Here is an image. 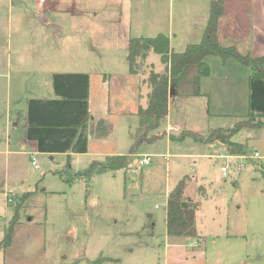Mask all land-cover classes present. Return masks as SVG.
I'll return each instance as SVG.
<instances>
[{
	"label": "rangeland",
	"instance_id": "374dc122",
	"mask_svg": "<svg viewBox=\"0 0 264 264\" xmlns=\"http://www.w3.org/2000/svg\"><path fill=\"white\" fill-rule=\"evenodd\" d=\"M22 1L30 6V15L37 18L49 6L46 2L37 6L35 0H0L1 74L7 69L8 54L17 57L24 49H45L41 44L43 27L37 18L24 16ZM76 1L89 5L95 3L96 6H89L88 15L78 24L79 29H85L80 30L82 37L73 35L72 39L77 41L73 42L71 36L52 38L57 58L62 47L82 56L87 54L90 49L88 40L103 54L112 48L111 45L118 47L125 42L122 38L116 42L113 35L125 32L122 23L128 17L127 3L130 0ZM105 1L116 3L115 11L110 13L103 6ZM121 2L124 8L119 6ZM161 2L163 15L167 17V1ZM109 17L116 18H113V25L107 22ZM63 22L68 24L65 20ZM49 44L47 42L46 48ZM93 56L99 55L95 51ZM151 62L153 70L162 71L160 57L154 52L151 53ZM97 64L99 70L95 71L100 74L96 72L98 75L91 84V115L103 118L111 130L106 139L92 141V146L107 155L129 154L127 167L94 173L89 183L77 179L67 184L59 172L74 176L90 163L79 160L69 168L65 163H59L57 156L53 160L47 158L51 164L49 167L36 160L39 168L30 166L28 170V177L33 179L30 185L33 193L19 201L20 205L13 201L4 206V201L0 200V239L15 212L18 220L27 222L31 218L30 223L35 226L29 233L32 236L29 247L23 251L15 250L16 257L29 258L28 261L22 260V264H90L98 257L108 258L99 264H264V184L257 170L259 166L264 168V160L252 157L253 152H260V149L255 147L252 138L249 139L253 134L249 127L258 125L259 117L208 115L209 108H215V94L208 100L197 96L170 98L168 111L157 127L148 131L137 130L136 138L141 143L129 153L134 142L131 132L149 121L147 116L133 112L138 106L137 94L144 90V86L140 82L138 88V81L134 79L132 82L107 79L103 73L110 70L101 68L111 67L104 59ZM126 66L128 62L123 68ZM0 81L1 96L5 77L1 75ZM238 121L250 126L235 132L231 139L246 143L247 153L230 154L225 144L206 137L210 129L221 127L227 130ZM170 125L180 131H166ZM185 130L200 133L201 139H197L201 141L183 138ZM209 143L215 145L210 147ZM213 151L229 156H215ZM144 154L149 155L150 161L140 165L138 160ZM238 155L246 156L242 167L239 163L244 160ZM105 157L103 154L94 156L90 162L103 161ZM220 166L226 167L225 175ZM183 177L187 178L184 193L196 203V236H170L166 233L167 193ZM35 235L39 237L38 247L34 241L31 246ZM0 253V264H4V252ZM31 259L41 261L29 263Z\"/></svg>",
	"mask_w": 264,
	"mask_h": 264
},
{
	"label": "crops",
	"instance_id": "0c3cea01",
	"mask_svg": "<svg viewBox=\"0 0 264 264\" xmlns=\"http://www.w3.org/2000/svg\"><path fill=\"white\" fill-rule=\"evenodd\" d=\"M161 1L130 0L127 3L128 17L122 23L125 32L113 35L116 42L120 38L125 42L118 47L111 45L112 48L104 53L106 57L101 51H97L93 42L88 40L90 49L87 54L82 56L76 51H68L67 48L62 47L58 58L55 55L54 42H51L52 38L71 36L69 38L72 39L73 35L82 37L80 30L85 27L79 29L78 24L84 21L90 7L96 4L89 5L76 0H45L49 6L47 9L45 7L44 13L39 14L37 18L30 15V6L25 1L21 2L24 16L37 18L39 25L43 27L41 44L45 49L40 51L24 49L17 57L8 54L7 69L5 73H0V76L6 79L2 86L5 87L2 90L4 94L0 96L2 103L0 106V195L2 197L0 200L4 201V206H9L13 201L18 204L21 198L24 201L33 193L30 187L33 179L28 177L29 167L33 166L32 159L49 165L47 158L53 160L58 156L59 163H65L71 168L72 163L79 160L88 164L94 156L102 154L108 156L105 152L97 151L92 142L106 138L97 137L89 132L90 126L103 119L92 117L90 110L91 84L95 75L99 73L95 71L99 70L97 62L104 59L105 64L111 67L101 68L110 70L103 73L107 79L118 78L125 82H132L131 80L134 79L138 81V88L141 82L144 90L137 94V105L145 107L150 91L148 74L150 71H158L153 70L152 51H149L145 58L138 60L139 69L136 73H130L129 66L123 68L128 62L126 45L129 38L152 37L163 33L168 37L170 47L177 52L183 51L187 44L198 43L201 40L210 17L212 0H166L167 17L163 15ZM221 1L222 13L217 20L219 43L234 45L240 53L251 57L264 56V0ZM103 6L111 13L115 11L116 3L105 1ZM119 6L125 7L122 2ZM120 11L122 12V9ZM61 12H65L63 15L66 17L61 15ZM93 13L96 15L95 11ZM113 18L109 17L107 22L113 25ZM64 20L67 21V25H64ZM47 42L50 43L48 48H46ZM95 51L99 56H93ZM206 61L210 65V73L202 77L200 82L202 94L197 97H206L208 100L209 96L216 95L215 108L212 107V110L209 108L208 115H228L235 118L244 117L248 113L260 115V123L249 127L253 130L249 139H253L255 147L260 149V152L257 151L259 158L264 160V77L251 76L249 68L233 57L222 61L218 56L209 55ZM12 66L13 72H11ZM162 66L163 71L165 64L162 63ZM177 97H169V99ZM141 98L142 104H140ZM138 106L133 112H137ZM168 128L166 130L168 132L180 131L173 125ZM214 145L215 143H209L210 147ZM50 154L53 156H49ZM186 183L187 178L185 187ZM183 196L192 200L184 191ZM30 221L31 218H28L27 222L17 220L14 224L11 244L0 251L4 252V264H22V260H29V258L20 259L18 255L16 257L15 250L23 251L29 247V239L32 237L29 233L35 228ZM33 241L38 247L37 235L33 236L31 246ZM40 261L41 259H31L29 263Z\"/></svg>",
	"mask_w": 264,
	"mask_h": 264
},
{
	"label": "trees",
	"instance_id": "16d2710c",
	"mask_svg": "<svg viewBox=\"0 0 264 264\" xmlns=\"http://www.w3.org/2000/svg\"><path fill=\"white\" fill-rule=\"evenodd\" d=\"M221 13L222 1L212 0L210 17L201 40L198 43L187 44L186 48L180 52L174 51L170 47L169 39L163 33H158L152 37L129 38L127 61L130 73L138 71V60L145 58L149 51L156 53L160 57L161 62L165 64V70L162 72L150 71L148 74L147 82L150 87L148 102L145 107L138 106L136 113L141 116H147L149 121L144 127L137 128L135 132H131L134 142L129 149V153L134 152L135 147L141 143V140L136 138L137 130L144 129L148 131L158 126L160 119L168 111L169 97L199 96L202 94L200 90L201 79L210 73V65L206 61L207 56H218L222 61L233 57L249 68L251 76L264 77V56L251 57L248 54L240 53L234 45H222L219 43L217 38V20ZM248 115L257 116L261 119L260 115L254 113H248L246 116ZM240 122H236L227 130L221 127L210 129L206 137L210 138L208 139L210 141L217 140L225 144L230 154L247 153L248 146L246 143L231 139L235 132L248 125L250 126V124ZM110 130V125L104 119L98 120L95 125L89 128V132L97 137H106ZM185 132L183 138L191 137L193 140L201 141L200 133ZM169 138L175 140L174 137L171 138L169 136ZM128 156L129 154L108 155L103 161H92L83 172H76L74 176H67L60 172L59 174L67 184H72L77 179L89 183L90 177L94 173L113 172L126 168ZM257 170L260 172L264 184V168L259 166ZM184 187L185 178L183 177L167 193L165 224L166 233L170 236L197 235V230L194 226L196 203L190 198L183 196ZM21 200L23 199H20V202ZM20 202L18 205H20ZM17 220L18 216L16 213L0 239V251L5 250L11 244L13 226ZM106 259L108 258L98 257L90 264H99Z\"/></svg>",
	"mask_w": 264,
	"mask_h": 264
},
{
	"label": "built area",
	"instance_id": "2783aa9c",
	"mask_svg": "<svg viewBox=\"0 0 264 264\" xmlns=\"http://www.w3.org/2000/svg\"><path fill=\"white\" fill-rule=\"evenodd\" d=\"M36 1V4H37V6H40V5H42L44 2H45V0H35ZM173 127H171V129H172ZM219 155H221V156H229L228 154H219ZM217 156V155H216ZM252 157L253 158H259V153L255 150L254 152H253V154H252ZM238 158L239 159H242V160H244V161H240V163H239V167H242V166H244V163H245V161H246V156L245 155H238ZM149 161H150V157H149V155H142V157L138 160V162H139V164L140 165H142V164H147V163H149ZM32 165L35 167V168H37L38 167V164L36 163V161L34 160V159H32ZM238 167V168H239ZM220 171H222L223 173H224V175H225V173H226V167L225 166H220Z\"/></svg>",
	"mask_w": 264,
	"mask_h": 264
}]
</instances>
